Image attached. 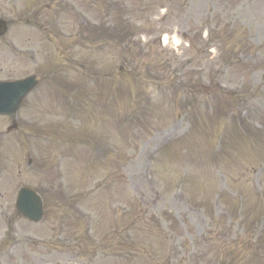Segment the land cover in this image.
<instances>
[{"label":"rangeland","instance_id":"1","mask_svg":"<svg viewBox=\"0 0 264 264\" xmlns=\"http://www.w3.org/2000/svg\"><path fill=\"white\" fill-rule=\"evenodd\" d=\"M18 6L4 11L42 19L0 76L41 81L21 128L0 118V263L264 264V0ZM24 185L42 196L39 223L15 211ZM8 227L24 237L14 255Z\"/></svg>","mask_w":264,"mask_h":264},{"label":"bare ground","instance_id":"2","mask_svg":"<svg viewBox=\"0 0 264 264\" xmlns=\"http://www.w3.org/2000/svg\"><path fill=\"white\" fill-rule=\"evenodd\" d=\"M165 40H167V37H165ZM174 40H176L175 37H174Z\"/></svg>","mask_w":264,"mask_h":264}]
</instances>
